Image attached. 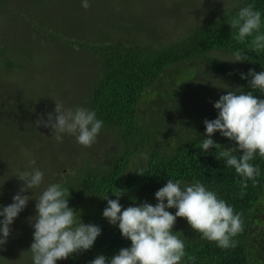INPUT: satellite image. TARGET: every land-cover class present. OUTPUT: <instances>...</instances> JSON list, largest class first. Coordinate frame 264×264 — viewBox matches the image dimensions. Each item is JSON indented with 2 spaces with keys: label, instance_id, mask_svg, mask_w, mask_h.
<instances>
[{
  "label": "rangeland",
  "instance_id": "1",
  "mask_svg": "<svg viewBox=\"0 0 264 264\" xmlns=\"http://www.w3.org/2000/svg\"><path fill=\"white\" fill-rule=\"evenodd\" d=\"M3 1L0 39L14 50L12 59L22 65L7 69L0 63V205H10L23 186L16 177L19 172L39 168L44 181L33 192L24 193L33 199L10 226L8 242L0 249V264H33L34 221L30 218L36 215L35 199L47 186L58 179L63 182L77 171L107 169L106 156L126 148L113 130L104 129L91 147L80 145L67 134L58 142L50 128H37L35 121L41 115L47 120L48 113L54 112V100L66 108H90L100 68L98 55L89 52L93 45L122 42L162 46L177 41L203 24L215 0H88L87 9L82 0ZM236 1L224 0L215 14ZM27 16L39 20L37 28ZM83 43L86 45H79ZM215 54L236 68H244L241 62H231L230 53ZM197 64L199 70L190 67L174 73L176 76L163 84H153L139 105L144 120H166L169 123H160L170 132L187 120H192L191 125L205 120L196 113L195 104L202 102L203 96L226 95L234 86L224 89L219 76H208L206 65ZM32 160L35 165L30 164ZM80 212L90 216L98 208L83 206ZM57 264H65V260Z\"/></svg>",
  "mask_w": 264,
  "mask_h": 264
},
{
  "label": "trees",
  "instance_id": "2",
  "mask_svg": "<svg viewBox=\"0 0 264 264\" xmlns=\"http://www.w3.org/2000/svg\"><path fill=\"white\" fill-rule=\"evenodd\" d=\"M221 3L224 5V0H215L211 14L209 10L206 11L203 24L177 41L162 46L152 43H103L93 45L89 51L100 59L89 109L104 121L102 129L113 130L115 138L126 148L122 147L125 151L106 156L109 162L107 169H103V166L96 170L89 168L87 171H77L63 182L56 180V184L68 190L69 206L80 215L77 219L102 229V234L90 250L71 255L65 264H90L99 255L110 259L121 248L131 247V241L123 238L118 225L109 224L103 217V211L108 206L103 197L109 196L115 200L117 197L113 193L120 189L123 192L119 198L122 211L144 202L155 206L158 202L155 193L169 179L180 180L182 187L200 182L232 206L235 213L242 214L244 230L234 238L238 241L237 246L228 249L201 238V234L195 232L185 218H177L173 234L184 241L187 255L195 256L194 264H264V244L255 239L256 234L261 235L260 214L264 213V158L257 155L251 162L260 168L261 174L256 177L258 183L253 186L249 180L247 188H242V178L235 169L216 158L218 150L213 148L204 154L197 147L207 138L204 121L218 117L214 104L225 94L219 92L218 96H203L202 102L195 104L194 108L205 120H197L194 125H191L192 120H187L171 132L163 129L160 123L168 121L144 120L143 110L139 111L143 97L154 88L155 82L163 84L164 80L173 79L190 67L199 70L197 63L206 65L208 76H219L224 89L231 88L232 84L234 87L231 90L252 91L253 95L264 99V92L248 86L251 77L241 78V74L247 75L250 69L257 73L264 71V50L259 53L250 50L252 37H247L243 43L233 39L235 30L228 24L229 19L237 15L242 7L253 4L262 13L261 32H264V0H238L217 15L214 10L221 7ZM0 6H4L3 0H0ZM8 8L12 11L11 3H8ZM29 19L37 28L39 20ZM238 49L246 54L247 60L241 62L244 68H236L215 54L221 52L233 56ZM13 56L14 50L7 43L5 46L0 39V63L7 69L15 65L21 68L22 64L13 60ZM189 125L191 130L187 129ZM185 130H188L187 134H183ZM211 138L222 147L234 146V142L219 132ZM140 170H143V175L136 173ZM83 206H95L98 212L90 216L82 215L80 208ZM167 210L173 215L177 211L175 208ZM181 264L192 262L185 257Z\"/></svg>",
  "mask_w": 264,
  "mask_h": 264
},
{
  "label": "clouds",
  "instance_id": "3",
  "mask_svg": "<svg viewBox=\"0 0 264 264\" xmlns=\"http://www.w3.org/2000/svg\"><path fill=\"white\" fill-rule=\"evenodd\" d=\"M82 7H90L88 0H82ZM228 24L235 30L233 39L243 43L247 37H252L250 50L257 53L264 50L262 13L253 4L242 7ZM245 60L246 54L238 49L231 62ZM248 77H251L248 86L252 90L264 92V71L257 73L250 69L247 75L241 74L242 79ZM54 101V112L48 113L47 120L41 115L35 121L36 127L50 128L58 142H62L63 135L67 134L74 136L80 145L91 147L104 121L97 118L94 110L66 108L61 101ZM214 107L218 110V117L204 121L207 138L197 147L204 154L213 148L218 150L216 158L235 169L242 178V188H247L249 180L255 186L258 183L256 177L261 173L259 166L251 162L257 155L264 158V99L253 95L252 91L245 93L236 89L222 95ZM216 132L234 142V146L226 148L216 143L211 138ZM35 163V160L30 161L31 165ZM136 173L143 175V170ZM16 177L24 182L23 186L13 196L10 205H0V217H3L0 220V249L8 242L12 231L10 226L33 199L24 193L33 192L44 181V173L35 167L31 171L19 172ZM67 193L68 190L61 185L50 184L35 199L36 215L30 218L34 221V242L30 248L33 264H57L58 260L88 251L102 234L99 226L77 219L80 215L69 206ZM113 194L117 199L103 197L108 205L103 217L109 224L118 225L123 238L131 241V247L121 248L110 259L99 255L90 264H181L185 257L194 264L195 256L187 255L184 241L173 234L178 217L185 218L201 238L215 242L222 249L235 248L238 241L234 238L244 230L242 214L235 213L232 206L200 182L182 187L180 180L169 179L155 193L158 201L155 206L144 202L123 211L119 201L122 190L118 189ZM243 194L241 192V196ZM173 208L177 210L174 215L167 210Z\"/></svg>",
  "mask_w": 264,
  "mask_h": 264
},
{
  "label": "flooded vegetation",
  "instance_id": "4",
  "mask_svg": "<svg viewBox=\"0 0 264 264\" xmlns=\"http://www.w3.org/2000/svg\"><path fill=\"white\" fill-rule=\"evenodd\" d=\"M264 213H261V224L259 225V231L261 232V235L254 234L256 236V240L264 244V218H263ZM263 260H264V255H263Z\"/></svg>",
  "mask_w": 264,
  "mask_h": 264
},
{
  "label": "water",
  "instance_id": "5",
  "mask_svg": "<svg viewBox=\"0 0 264 264\" xmlns=\"http://www.w3.org/2000/svg\"><path fill=\"white\" fill-rule=\"evenodd\" d=\"M263 218H264V215H263Z\"/></svg>",
  "mask_w": 264,
  "mask_h": 264
}]
</instances>
